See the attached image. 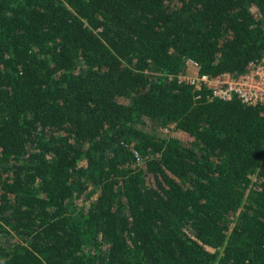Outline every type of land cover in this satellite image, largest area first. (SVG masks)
Listing matches in <instances>:
<instances>
[{
  "label": "trees",
  "instance_id": "16d2710c",
  "mask_svg": "<svg viewBox=\"0 0 264 264\" xmlns=\"http://www.w3.org/2000/svg\"><path fill=\"white\" fill-rule=\"evenodd\" d=\"M263 56L264 0H0V264H264V105L176 78Z\"/></svg>",
  "mask_w": 264,
  "mask_h": 264
},
{
  "label": "built area",
  "instance_id": "2783aa9c",
  "mask_svg": "<svg viewBox=\"0 0 264 264\" xmlns=\"http://www.w3.org/2000/svg\"><path fill=\"white\" fill-rule=\"evenodd\" d=\"M190 66L193 73L185 72L176 76L179 81L188 83L195 88L204 87L210 91L212 97L229 100L237 98L245 105H264V56L256 61H251L245 70L238 74L223 72L214 76L200 75L197 64L190 59L185 61V66ZM136 161L140 157L135 153Z\"/></svg>",
  "mask_w": 264,
  "mask_h": 264
},
{
  "label": "rangeland",
  "instance_id": "374dc122",
  "mask_svg": "<svg viewBox=\"0 0 264 264\" xmlns=\"http://www.w3.org/2000/svg\"><path fill=\"white\" fill-rule=\"evenodd\" d=\"M187 71H188V73H193L192 67H190V66L188 67L186 65L185 71H184L185 74L187 73ZM142 129L150 131L151 133L156 134V135L165 136V135H168L171 133V131L173 130V125H168L167 127L162 128L160 126H153L150 123H148ZM253 178H254V175H253ZM2 237H3L2 241L5 243L7 241V239L10 238V235H5Z\"/></svg>",
  "mask_w": 264,
  "mask_h": 264
}]
</instances>
